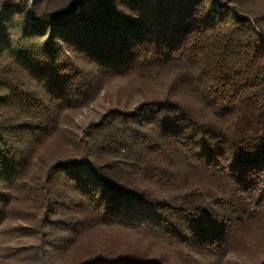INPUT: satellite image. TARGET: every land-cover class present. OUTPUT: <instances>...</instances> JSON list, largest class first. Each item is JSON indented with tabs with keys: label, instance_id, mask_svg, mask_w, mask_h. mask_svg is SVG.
<instances>
[{
	"label": "trees",
	"instance_id": "trees-1",
	"mask_svg": "<svg viewBox=\"0 0 264 264\" xmlns=\"http://www.w3.org/2000/svg\"><path fill=\"white\" fill-rule=\"evenodd\" d=\"M0 264H264V0H0Z\"/></svg>",
	"mask_w": 264,
	"mask_h": 264
}]
</instances>
